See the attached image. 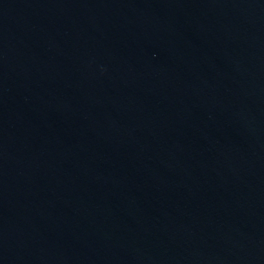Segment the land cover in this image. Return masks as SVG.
Here are the masks:
<instances>
[{
	"label": "water",
	"instance_id": "obj_1",
	"mask_svg": "<svg viewBox=\"0 0 264 264\" xmlns=\"http://www.w3.org/2000/svg\"><path fill=\"white\" fill-rule=\"evenodd\" d=\"M0 264H264V0H0Z\"/></svg>",
	"mask_w": 264,
	"mask_h": 264
}]
</instances>
